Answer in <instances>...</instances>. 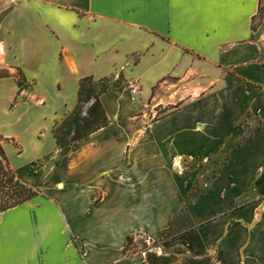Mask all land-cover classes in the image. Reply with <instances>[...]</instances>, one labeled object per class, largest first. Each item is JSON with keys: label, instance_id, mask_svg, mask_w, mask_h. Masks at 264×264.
Listing matches in <instances>:
<instances>
[{"label": "crops", "instance_id": "crops-1", "mask_svg": "<svg viewBox=\"0 0 264 264\" xmlns=\"http://www.w3.org/2000/svg\"><path fill=\"white\" fill-rule=\"evenodd\" d=\"M260 1L0 0L2 147L39 190L0 213V264H264ZM90 76L109 125L63 155Z\"/></svg>", "mask_w": 264, "mask_h": 264}, {"label": "trees", "instance_id": "trees-1", "mask_svg": "<svg viewBox=\"0 0 264 264\" xmlns=\"http://www.w3.org/2000/svg\"><path fill=\"white\" fill-rule=\"evenodd\" d=\"M260 13L264 10V4L262 1H260ZM106 80V79H101ZM96 80V81H101ZM95 81L93 77H85L80 81L79 84V103L77 107L70 113L77 112L79 110L81 104L84 101H90L91 94L94 92L95 87L98 86V83ZM19 87L23 86V81L19 79L18 81ZM116 85V83H113L111 85H103L100 91L97 93L96 96L93 97L94 102L90 106L89 109V115L94 117V120H96L97 125L90 129L89 131L83 132V129L76 130L75 136L71 139L70 144L68 146H63L62 154L65 155L69 152L70 146L73 142L87 138L94 132H97L98 130L105 128L109 125V120L106 115V112L104 110V107L101 103V96L107 92V90L112 86ZM90 103V102H88ZM87 103V104H88ZM69 114V113H68ZM99 117V118H98ZM63 121L58 124L61 125ZM57 125V126H58ZM86 126H90L89 122L85 123ZM56 126V128H57ZM56 128L54 130V135L56 138V141L58 145L60 146L61 142L56 136ZM4 141H7L6 139L0 137V213L9 210L11 208H14L16 206L22 205L30 200H32L34 197H36L39 194L38 189H34L24 183H22L20 180L16 179L15 175L11 171L9 167V163L7 161L5 152L2 147V143ZM3 160L5 161V165H3Z\"/></svg>", "mask_w": 264, "mask_h": 264}, {"label": "rangeland", "instance_id": "rangeland-1", "mask_svg": "<svg viewBox=\"0 0 264 264\" xmlns=\"http://www.w3.org/2000/svg\"><path fill=\"white\" fill-rule=\"evenodd\" d=\"M264 4V0H261ZM261 13L259 12L258 18L254 20V27L257 26V20L260 18ZM96 81V80H95ZM98 83V86L95 87L94 92L91 94L90 101H84L79 110L77 112L69 113L66 115V117L63 120V123L61 125H58L56 128V136L61 142L60 147L63 148V146H68L70 144L71 139L75 136L76 130L83 129V132L89 131L90 129H93L98 122L94 120L93 116L89 115V109L87 108L88 102H94L93 97L97 95V93L100 91L103 85H111L113 83H116L114 81H111L110 79L96 81ZM25 85L23 84V87ZM29 86L27 87V89ZM165 110H157L156 112V118H159L160 116L165 114ZM143 112H140L137 116H141ZM99 118V117H98ZM89 122L90 126H86L85 123ZM3 165H5V161L3 160ZM157 243V242H156ZM159 246V245H158Z\"/></svg>", "mask_w": 264, "mask_h": 264}, {"label": "built area", "instance_id": "built-area-1", "mask_svg": "<svg viewBox=\"0 0 264 264\" xmlns=\"http://www.w3.org/2000/svg\"><path fill=\"white\" fill-rule=\"evenodd\" d=\"M127 87L129 89L132 100L136 101L141 91L139 82L136 80H131L127 83ZM151 250H159L158 244L152 239L141 234L132 235L128 239L124 247L125 253L131 256L143 257L148 251Z\"/></svg>", "mask_w": 264, "mask_h": 264}]
</instances>
